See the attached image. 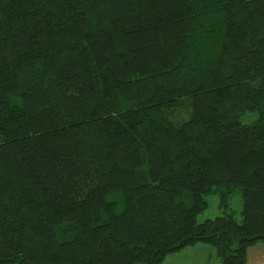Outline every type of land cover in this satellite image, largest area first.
I'll return each mask as SVG.
<instances>
[{
	"label": "trees",
	"instance_id": "1",
	"mask_svg": "<svg viewBox=\"0 0 264 264\" xmlns=\"http://www.w3.org/2000/svg\"><path fill=\"white\" fill-rule=\"evenodd\" d=\"M237 190L241 219L199 221ZM258 241L264 0H0V264Z\"/></svg>",
	"mask_w": 264,
	"mask_h": 264
},
{
	"label": "rangeland",
	"instance_id": "2",
	"mask_svg": "<svg viewBox=\"0 0 264 264\" xmlns=\"http://www.w3.org/2000/svg\"><path fill=\"white\" fill-rule=\"evenodd\" d=\"M176 113V110H174ZM173 111V112H174ZM258 118V113L256 112H246L242 115L241 119L243 122L245 123H252L253 121H255ZM208 202H209V206L208 208L202 212L199 215V221L202 222L208 218H215L219 215L228 213V212H233L235 214V216L238 219H241V208H242V197H241V192L239 190H237L229 199V209H224L221 208L219 205V199H220V195L219 192H215L214 194H210L207 196ZM196 258H194V260L192 259V264H198L197 261L195 260ZM184 260V261H183ZM217 260V257H213L210 261L209 264H215ZM190 258L187 257L182 253H180V251H175L172 252V254H168L167 257L165 258L164 261L157 263V264H191L190 262Z\"/></svg>",
	"mask_w": 264,
	"mask_h": 264
},
{
	"label": "crops",
	"instance_id": "3",
	"mask_svg": "<svg viewBox=\"0 0 264 264\" xmlns=\"http://www.w3.org/2000/svg\"><path fill=\"white\" fill-rule=\"evenodd\" d=\"M179 251L181 255L183 253L186 258H190L191 264L194 258L198 264H209L213 257H217L215 264H221L216 248L206 242H198ZM244 264H264V241L255 242L248 247Z\"/></svg>",
	"mask_w": 264,
	"mask_h": 264
}]
</instances>
